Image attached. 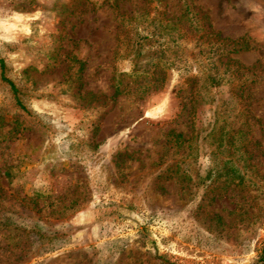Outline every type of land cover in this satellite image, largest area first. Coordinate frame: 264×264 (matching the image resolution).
I'll return each instance as SVG.
<instances>
[{
  "label": "rangeland",
  "instance_id": "1",
  "mask_svg": "<svg viewBox=\"0 0 264 264\" xmlns=\"http://www.w3.org/2000/svg\"><path fill=\"white\" fill-rule=\"evenodd\" d=\"M112 2L0 0V55L28 111L0 77V264H256L264 0ZM169 20L184 36L164 87L115 98V76L132 80L129 44L137 33L149 38L150 68ZM201 51L224 53L229 74L192 117ZM67 56L86 63L79 91L64 84ZM225 122L250 132L244 160L234 156L257 185L250 190L200 181L211 166L204 151L216 146L203 139ZM172 131L189 141L174 146ZM217 157L221 166L229 158ZM36 229L59 239L37 242Z\"/></svg>",
  "mask_w": 264,
  "mask_h": 264
},
{
  "label": "trees",
  "instance_id": "2",
  "mask_svg": "<svg viewBox=\"0 0 264 264\" xmlns=\"http://www.w3.org/2000/svg\"><path fill=\"white\" fill-rule=\"evenodd\" d=\"M124 1L126 0H113L111 4L114 8L117 9L119 7L120 2ZM142 1H146L150 4L154 2L159 4L164 3V0ZM163 26V24L160 26L162 32L165 33L163 35L164 37L161 36V38H164L163 43L161 44L162 48L159 53H156L157 56L151 57L153 63L150 65V68H148L147 64H144L142 61L145 57V54L148 52L146 49V45L147 41H149V38L141 35L140 33H137L135 39L129 44V46L127 47V54L132 59L133 70L131 74L126 76L124 75V77L128 76L132 80L127 85H124L122 75L117 74L115 76V98L132 94L143 95L151 90L158 91L164 87L167 78V73L172 68V65L178 58V53L175 50V47L177 46L178 41L184 36V34H180L179 25L176 22L173 23L172 20H169L164 26V28ZM217 36L218 37L216 38L220 40L219 35ZM203 52L204 51L200 52L201 55H204V65L202 67L203 69L199 71V75L195 78L196 85L195 88H193V103L190 113L192 117L195 114L198 104H209L212 102L210 97L212 90L214 88L222 86L227 80L226 76H228L229 74L228 70H225L223 72L221 69L223 61L228 58L226 55H224V53L217 54L215 52L213 55V53L205 54ZM66 60H68L69 62V68L68 75L64 84L68 86L70 91H79L83 87L82 74L85 70L86 63L78 59L76 56H67ZM0 77L1 81L9 87L10 93L13 95V99L15 100V103L18 108L22 111L28 112L20 98L19 88L17 87L16 83L7 76V64L6 61L1 57V55ZM132 85H136L137 88ZM220 131H222L221 135L219 137H216V133L219 134ZM172 135L174 139V146L176 147H183L185 143L189 141L184 137L182 133H175V131H172ZM210 136H214L216 146L213 149L212 147H209V149L204 151V154L209 155L210 157L211 166L206 172V177H201L200 181L203 182L206 179V183H214L223 180V183L226 184V186H234L235 188H238L241 191H247L248 189L250 190L254 188V186H257L256 183L252 182L246 175V173L248 172L245 171V173L244 169H242L240 166H237L234 158L236 154L239 155V162L244 160V156L247 155V148L250 144H252L250 132H247L245 128L236 129L234 125L225 122L223 123V126H215V128L212 129L208 136L203 139V142H206ZM218 151L223 152L225 154V158L229 157L228 161H226L225 164H223L222 166L218 163ZM245 167L247 166L245 165ZM7 177H10V173H7ZM6 236L7 238H11L12 233L9 232ZM32 236L33 239L37 242L41 240L54 241L59 239V236L56 233L48 234L37 229L32 232ZM52 250L45 249L43 250V254L49 253ZM255 263L264 264V249L258 255L257 259L255 260Z\"/></svg>",
  "mask_w": 264,
  "mask_h": 264
}]
</instances>
